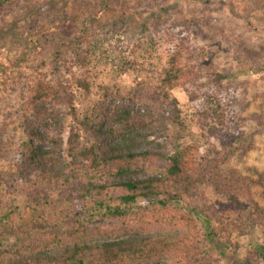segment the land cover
Returning a JSON list of instances; mask_svg holds the SVG:
<instances>
[{"label": "trees", "instance_id": "16d2710c", "mask_svg": "<svg viewBox=\"0 0 264 264\" xmlns=\"http://www.w3.org/2000/svg\"><path fill=\"white\" fill-rule=\"evenodd\" d=\"M169 1L0 0V94L16 114L0 125V264L217 261L197 209L203 188L229 183L219 173L229 152L216 140L233 98L226 74L214 71L209 85L183 57L187 33L210 38L218 25L211 11L221 5L183 0L210 25L186 32L168 23ZM129 10L139 13L146 34L132 45L121 32L111 35ZM4 49L15 55L2 61ZM251 69L257 79L264 75L257 61ZM67 118L68 137H49ZM159 133L171 154L168 144L149 139ZM224 192L238 199L235 190ZM235 213L226 211L223 230L233 253L239 244L230 228L250 230ZM102 221L109 225L91 226ZM247 221L263 225L264 216L252 213ZM257 250L264 261V246ZM245 264H255L251 254Z\"/></svg>", "mask_w": 264, "mask_h": 264}, {"label": "rangeland", "instance_id": "374dc122", "mask_svg": "<svg viewBox=\"0 0 264 264\" xmlns=\"http://www.w3.org/2000/svg\"><path fill=\"white\" fill-rule=\"evenodd\" d=\"M212 1L220 3L221 9L211 11L214 18L211 23L215 26L217 22L218 25L211 28L210 38H204L199 30L194 34L188 31L194 25L196 28L210 27L205 19L202 20L201 15H194L195 11L191 10L189 4L183 0L169 1L172 8L168 23L174 24L176 28L182 26L184 31L190 32L187 33L188 38L186 36L185 47L188 52L183 57V62L197 64L207 84L208 80L212 79L214 71L226 74L229 81L227 84L229 83L231 88L228 94L233 98L225 102L228 104H224L228 120L220 140H216L218 149L229 152L227 161L219 164V173L222 175L220 178L226 179L229 183L218 184V188L212 182L203 188L197 211L211 234L208 252L211 258L217 260L214 264H245L249 254L252 255L253 263L264 264L257 255V251L263 250L257 249L264 246V223L252 225L247 221V217L252 213L264 216V129L258 124L260 120L264 122V75L259 74L260 77L257 79L250 72L251 65L256 61L264 67V0ZM222 15L224 20L235 21L225 24L219 18ZM11 17L8 15L7 18ZM126 17V21L118 25L117 29H111V35L116 37L121 32L123 41L131 45L146 38V34L141 31L139 13L134 14V11L129 10L126 11ZM21 25L23 29L28 28L23 23ZM30 33L31 31L29 35L32 34ZM3 52L2 61L15 55L9 49H4ZM25 72L32 75L28 68ZM2 78L0 75V81ZM193 83L194 81H189L187 84L193 87ZM203 90H207L204 84ZM174 93L180 101H185L186 95L182 87H177ZM7 97L5 93L0 94L2 111L0 125L4 123L6 117L15 118L16 115L12 108L13 101H8ZM136 108L142 113L146 111V108L138 103ZM70 126L71 121L67 118L62 131L53 128L48 135L49 137L61 135L67 138ZM242 134H245L243 137L246 138L239 145L236 143V137ZM149 139L168 144V152L171 154V146L165 134H153ZM231 144L232 148L229 147ZM225 146L227 149H223ZM226 190H235L239 195L238 199L234 200L228 196V193L224 192ZM227 210L235 211L234 219L237 221L242 217L241 222L250 227L245 235H240V231L234 226L230 228L232 243L239 244L237 253H233L223 242V237L226 236L223 230L227 223L225 219ZM100 225H109V222L91 224L92 227Z\"/></svg>", "mask_w": 264, "mask_h": 264}]
</instances>
